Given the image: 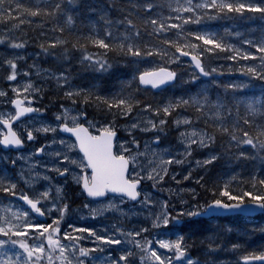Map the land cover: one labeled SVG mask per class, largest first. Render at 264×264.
Wrapping results in <instances>:
<instances>
[{
    "label": "snow or ice",
    "instance_id": "1",
    "mask_svg": "<svg viewBox=\"0 0 264 264\" xmlns=\"http://www.w3.org/2000/svg\"><path fill=\"white\" fill-rule=\"evenodd\" d=\"M117 7L123 15L114 20L110 13ZM78 14L85 19L95 17L94 20L89 19L91 30L87 35L84 32H73ZM33 17H40L41 24L55 21L52 24L53 30L67 33L66 36H57L39 44L45 55L61 61L64 66L56 71L41 69L35 63L20 67L18 62L24 57L10 50L24 49L27 41L11 35L0 36V45H6L0 47L3 53L0 55V68L4 69L3 78L11 82L7 87L12 93L10 95L6 89H0L2 103L11 106L0 111V146H3L4 151H16L20 155L19 147L35 141L37 134L53 133L52 138L45 137L44 143L35 147L34 152L55 157L41 166L55 171L61 178L67 179L70 176L75 181L81 194L86 196L87 202L83 208L88 209L87 215L95 218L103 217L106 213H118L124 217L131 215L132 208L139 204L141 209L136 215H145L147 223L142 222L127 230L122 225L114 224L112 229L105 227L102 232L93 227L68 225L72 231L62 228L61 221L71 211L63 194L64 185H53V178L47 172L38 171L35 165L40 162L30 160L33 153L29 152L22 157L28 161L27 171L22 167L16 176L26 188H31V194L19 187V180L7 168L0 174V194H4L0 199V264H217L215 254L222 250L224 236L232 232L234 226L228 223L217 228L194 229L189 233L192 236L189 240L183 232L176 230L181 225L182 217L189 218V223L195 224L199 223L197 218L212 221L221 212L233 215H244L257 209L264 212V173H261L259 179L251 175L245 181L247 187L237 185L233 189L230 181L234 177L222 185L202 184L201 187L211 193L206 202L199 201V193L189 188L187 191L192 193L196 203L188 204L187 208L172 210L168 200L157 201L150 192L145 191L143 181H152V186L156 187L169 171L168 165L190 163L193 146L205 148L207 152L202 159L197 158L194 164L190 163L184 179L192 176L191 169L203 168L207 171L206 166L218 162L224 155L230 158L229 162H243L256 155L264 158V85H261L260 95H237L234 92L231 98L217 94L213 99L205 84L197 92L174 97L155 107L142 102L135 91L139 85L157 88L175 80L177 72L159 65L161 58L170 64L181 60V57H190L182 63L194 66V74L189 75L188 79L199 83L195 70L205 77L210 76L211 72L217 71V67L212 66L210 72L205 65V58L211 60L213 56L210 54L218 57L219 53L224 52L230 53L224 57L228 60H235L238 56L245 60L258 56L259 68L254 64H245L239 70L247 69L251 76L264 81V24L260 26L259 38H244L242 41L256 49L255 52L227 42L215 31L187 27L190 24L200 25L205 18L264 21V0H119V3L117 0H35L34 4H26L23 0H0V22L6 23L5 32L18 29L26 21L33 23ZM171 29L176 30L174 35L170 33ZM225 32H228L227 28ZM231 34L241 35L239 32ZM88 44L105 51L93 53L88 50ZM72 49L80 51L81 56L77 62L83 64L85 70L90 68L103 73L112 68L107 55L109 51L133 65L151 64L152 58L156 59L157 65L144 70L137 68L131 79L122 81L120 87L108 95L95 88L85 89L72 85ZM172 49L175 51L172 52ZM30 69H35L36 74L48 72V78L55 81L56 87L63 88L64 96L71 101V106H59L61 111L55 114L54 122L36 123L37 115L45 109L33 105L32 101L38 99L33 93L42 94L41 89L34 86L31 79L24 81L22 86L17 81L21 74L30 76ZM134 83L136 90L133 89ZM211 83L216 84L218 81L212 80ZM226 87L245 89L248 85L229 83ZM77 104L95 108L97 114L102 112L103 122L90 118L86 108L73 107ZM189 107L196 113L195 117L183 115L173 120L177 125H189L187 129L179 131L184 144L180 158L165 149H150L147 142L142 151L134 136L130 143L117 136V115L127 117L139 108L144 112L155 113L156 117L146 116L143 122L133 118L130 124L125 125L126 130L130 134L136 128L141 131L157 130L151 139L159 142V133L164 131L163 126L169 114L177 108ZM202 117L207 127L192 126L194 120L198 121ZM208 127L213 130L208 131ZM57 130L71 133L74 140L66 138ZM218 136L220 150L215 147ZM53 144H58V150L49 152L46 145ZM132 145H135V149ZM238 145H249L251 151L238 148L232 152L231 149ZM149 152L151 158L142 161L140 158L148 156ZM5 163L15 166L17 161L9 155H0V165ZM40 178L49 183L36 187ZM193 179L200 183L203 177L197 175ZM180 191L185 189L181 188ZM5 200L8 203H4ZM184 203L187 202L181 199V204ZM129 204L132 208L128 207ZM36 214L39 217H50V222H40ZM150 228L161 230L156 234L155 241L150 239ZM77 233H88L89 236L84 238L100 243L84 246L80 243L82 236ZM143 233L148 235L142 236ZM161 233H168L174 238H162ZM106 245L122 246L118 249V258H112L110 251L107 257L103 255ZM156 245L168 252L161 253ZM198 246H202L203 260L190 252V249ZM228 246L237 249L240 244L230 243ZM241 259L264 264V250L244 254Z\"/></svg>",
    "mask_w": 264,
    "mask_h": 264
},
{
    "label": "rangeland",
    "instance_id": "2",
    "mask_svg": "<svg viewBox=\"0 0 264 264\" xmlns=\"http://www.w3.org/2000/svg\"><path fill=\"white\" fill-rule=\"evenodd\" d=\"M89 19H91V18L89 17ZM206 20L210 21L211 19L205 18L204 20H202V22L206 21ZM262 24H264V21H262L261 24L259 25V30H258L259 36H260V26ZM191 26L194 29H197L196 24H191ZM5 33L6 32H4V30H1L0 36H8V34H5ZM235 38L236 37H234L233 39H235ZM4 46L5 45H0V47H4ZM237 46L242 48V49H247V50H250L253 52L256 51V49L251 48L250 45L244 46L241 44V45H237ZM10 51H15V50H10ZM2 54L3 53L0 52V55H2ZM20 54L24 57V59H22L18 62L20 67H28L29 65H31L33 63L36 64V62H33V60H32L33 54H30V53H20ZM218 57H216V55L214 54L213 59L208 60L209 65L207 66V68L210 72H211L212 66L216 67V65H213V63L215 61L214 59H217ZM250 58H252V57H249L247 60H245L242 56H238L237 60H239V68H241L245 64H254L257 66V68H259V63L258 62L252 63ZM174 63H176V65H178V66L184 65V63H182L180 61L174 62ZM144 64L147 67V64L146 63H144ZM71 65H72V63H71ZM130 65H131L130 63L124 62V66H126V69ZM73 67L78 69V67H80V66L78 64L72 65L71 66V73H72V71H74ZM121 67L122 66L118 64L117 68L120 69ZM30 72L32 73L30 76L26 77V76H23L22 74L20 76H18L17 81L22 86L24 81L31 79L33 81L34 86L39 87L41 89L42 94L33 93V95L38 96V99H36L35 101H37L38 107H42L45 109L44 112H45V116L47 119H50L52 117L54 111L60 109L59 106L61 104L71 106V101L66 96H64L63 88H58L55 86V81L48 78V72L42 71L39 74H36L35 69H30ZM76 72H77V70H76ZM134 72H135V66L132 65L130 72L127 73V76L125 75L123 81L131 79L132 76L134 75ZM239 76H240V72H239V74H234V73L229 72L227 70H222V71L217 70L216 72H211L210 76L205 77L202 75L200 78H198L199 84L197 82L192 81V83H190L192 85V88H188L186 86V81L188 80V77H189L188 70L184 69L183 74L181 76V85L180 86L186 87V89H188L187 92H197V91H199V88L201 86H205V84H206L208 91H209V94H210L211 91H215V92L221 91L229 83H246L248 85V87L245 89H230V88L226 87L227 90L225 91V95H227L230 98L234 92L237 95H249V96H251L253 94L257 95V90L259 88H256L253 85L254 79L256 77L251 76V74H249L247 72V69H245L244 71H241L242 80L234 81V79L231 78V77H239ZM3 77H4V69L0 68V89H6L9 92V94L11 95L12 94L11 89L7 87V85L11 82L6 81ZM120 79H122V75L118 72V74L115 75L110 80V83L111 84H116V83L119 84ZM212 80H216V81H218V83L213 84V83H211ZM78 81L81 82L82 80L81 81L78 80ZM99 81H100V78H98L96 76V74L93 75L92 78H88L86 80V83H88L87 88H95L96 90L100 91L101 93L109 95V93L100 89V86L96 85ZM118 84L116 85V87H118ZM194 84L196 85V87H193ZM77 86L80 88H83L81 83H77ZM177 88L178 87H175L174 91ZM133 89L134 90L136 89V86L134 84H133ZM21 95H23V94H21ZM136 95H137V93H136ZM137 97L142 102H148L149 101V97L142 92H140V95L139 96L137 95ZM2 100H3V98H0V111H4V110L11 107L10 105H5L4 103H2ZM73 107L78 108V109L79 108H86L88 113H89L90 118H94L96 120L103 122V113L102 112L99 113V115H100L99 116L97 114V110L95 108L87 107V106L81 105V104L74 105ZM94 112H96V114ZM154 115H156V114H154ZM183 115H185V114H181V113L177 114V116L174 120L179 119ZM146 116H151L154 118L152 113L144 112L139 108L135 109L134 112L130 113L129 116H127V117H121V116L117 115V119L115 122L116 127H118L122 131V133L126 135L125 137H122L121 139L128 141L130 143L131 137L134 136L139 141L140 149L142 151L145 150L144 146H145V143L147 142L149 144L150 149L151 148L165 149L167 151H170L177 158H180V153L183 150L184 144H183V142L179 136V131L181 129H187L189 127V125H186L183 123L177 125V124H174L172 121V123L167 125V127L164 129L163 132L159 133L160 136H162L161 140L159 142L153 141L151 139L152 136L150 138H144L143 137L144 134H146L147 132L149 133V132L153 131V129H149L148 131H141L140 128H136V129L132 130L131 134L126 130L125 125L130 124L132 122L133 118L143 122ZM197 122L199 124L203 123L204 118L202 117ZM196 127L200 128L198 126H196ZM136 133H140V135L138 136ZM215 147L217 148V150L221 149L220 147L218 148L216 145H215ZM132 148L135 149V145H132ZM193 148H194V151H193V154L190 158L191 164H194L197 158L202 159L203 156L207 152V149H205V148H197L196 146H193ZM55 150H58V146H56V145L52 146V151H55ZM18 157L19 158L16 160L17 161V164H16L17 172H19L22 167L24 168L25 171H27L26 165L28 164V161L22 159L23 155H19ZM150 158H151V156H150V152H149L148 156L141 157L140 159L142 161L146 162ZM225 158L227 160L225 161L224 164H226V166L227 165L228 166H227V169L224 171V173H225V175H229L227 177L228 180L230 177H234V179H232L231 181L237 182L235 184V186L238 183L240 186V184H241L240 181H243V184H244L246 179L248 177H250L251 175H258V174H261V172L264 173V158H261L260 155H256L255 158L249 157V159L253 162H249L248 166H245L241 162H238L235 160H232L231 162H229L230 158L229 157H225ZM190 163H181V164L172 163V164L168 165L169 171L165 174L164 180L159 181L157 183L156 187L152 186V181H145L147 183V186L144 188V190L147 192H150L152 194V197L154 199H156L157 201L165 200V199L168 200L170 202V205L172 206L170 208V210H172V208H179V207L187 208L188 204L196 203V201H194V200H192V201L189 200V199H192V193L187 191V189H189L191 187L197 188L196 185L198 183L196 182V180L193 179V177L200 175V174H201L200 176H202L203 173H201L200 171H197L196 169H198V168H193V169H191L193 177L189 176L190 178L188 177V179H184L183 178L184 175L188 172V170L190 168ZM260 165H262L263 167H261ZM9 166H10V168L13 167L11 164H9ZM0 167L8 168L5 164L0 165ZM257 169H260L261 171L257 170ZM54 173H56V172L53 171L52 176L55 175ZM173 176H174V178H173ZM227 179H226V181H227ZM65 183L69 184L70 179H66ZM189 185H191V186H189ZM19 187H23V186L20 184ZM36 187H38V185H36ZM181 188L185 189V191L181 192L180 191ZM27 189L31 190V188H27ZM169 189H171V191H169ZM24 190H25V188H24ZM53 192H54V188H53ZM67 195L72 197V196H74V192L69 190ZM181 199H183L187 203L181 204ZM83 204L80 207H75V208L71 209V211L67 213L68 215L66 216L65 220H63V228H67L69 231H72L71 228H68V225H72L74 227H93L98 232H102L105 227L112 229V226L114 224L122 225L127 230V229H131L134 226L141 224L142 222L147 223V218L145 217V215H143L142 213L140 215H136L137 211H140V209H141V206L139 204H137L135 208H132V205H130V204L128 205L129 208H132V214L128 215V216L121 217L120 214H118V213H106L105 216H103V217H95V218L86 214L88 212V209L83 208ZM188 220H189V218L182 217L181 225L186 226V224L188 223ZM172 223H175V222H172ZM180 226L176 229L177 231H179L181 229ZM217 226H218V221H208V224L200 223V224H196L194 226H190L186 233H187L189 239L191 240V238H190L191 235H189V233L192 230H194V229H201L202 230L204 228H217ZM233 226H234L233 231L230 232L229 234H227L229 237L228 242H227V246L230 243H237V242L239 244L251 245L252 242L247 240V239L241 238L240 234L242 232L243 233L247 232V230L249 228H254L258 232H264V230H262V229H264V219H261L259 221H254V222L252 221V222L242 223L241 227L239 229H237L235 224H233ZM171 227H172V225L170 224L169 228H171ZM150 232H151L150 239L155 241V239L157 238L156 234L158 232H161V230L156 229V228H150ZM77 234L82 236L80 243L84 246H91L94 243H100V242L94 241V239L84 238V237L89 236L88 233H77ZM143 235H148V233H143L142 236ZM197 235H199V233H197ZM161 236H162V238H174V237L170 236V234H168V233H161ZM261 237H262V235L258 236L256 238V240L258 241V239ZM120 247H122V246L106 245L105 246V252L103 253V255H105V257H107V253L110 251L112 253V258H114V259L118 258V256H119L118 249ZM156 247H157L158 251H160L161 253L166 254L168 252V250H166V249H160L158 245H156ZM191 250L194 251V252H191V254L193 256H200V258L204 259L203 255H202L201 246L193 247L192 249H190V251ZM96 254H99V253H96Z\"/></svg>",
    "mask_w": 264,
    "mask_h": 264
},
{
    "label": "trees",
    "instance_id": "3",
    "mask_svg": "<svg viewBox=\"0 0 264 264\" xmlns=\"http://www.w3.org/2000/svg\"><path fill=\"white\" fill-rule=\"evenodd\" d=\"M34 3H35V0H32L29 4H34ZM117 3H119V0H117ZM110 15L115 20L119 18L121 15H123V13L117 7L111 10ZM90 18L93 20L95 19L94 16ZM31 19L34 21L33 23H28L26 21L23 25H20L18 29H12L10 33L8 32V34H11L14 38L27 41L25 48H28V49L25 50L24 48V52L30 49L39 51L40 57L37 59V61L41 63L44 67L53 69V70H57L58 68H61L63 66L62 62L57 59H54L53 57L49 55H45L40 49L39 44L48 39H55L57 36H61V35L66 36L67 33L66 32L59 33V32L54 31L52 28V24L55 23V21H45L43 24H41L39 22L41 19L40 17H33ZM0 23L6 26L5 22H0ZM61 23H63V21H61ZM101 25H102V22H101ZM89 30H91L89 19H85L82 15L78 14L76 16V24L73 29V32H84V34L87 35V32ZM100 30H101V35H102V27L100 28ZM170 33L172 35L175 34L173 29L170 30ZM87 48L89 51L97 52L98 54L103 53L105 51L104 49L98 48V46H93L91 44H88ZM18 50H23V49H18ZM174 51L175 49H172V52ZM71 53H72V60H71L72 65L78 64L80 66L78 67V69L73 67L74 71H72L71 73L73 76L72 80L73 82L81 83L85 89H86V86L88 85V83H86V80L88 78H92V76L96 74V76L100 78V81L98 82L100 89L106 91L110 95V92L119 88L121 82L124 80L125 75L127 76V73L130 72L129 68L126 69V66L122 65L124 64L125 58L117 56L115 53L111 51H109L107 55H108L109 61L112 63V68L108 69V71L103 72V73L94 71L90 68L85 70V66L77 62L81 56V53L78 49H72ZM152 62H153L152 64L154 63L157 64V61L155 58H152ZM164 62H165V59L163 58L159 59L158 61L159 64L164 63ZM118 64L122 66L120 69L117 68ZM118 72L122 75V79H120L119 84L118 83L111 84L110 80L115 75H117ZM78 80L80 81L82 80V81L79 82ZM117 84H118V87H116ZM136 93L138 96L140 95L139 90H136L135 94ZM94 113L96 114V112ZM210 130H213V129H210ZM216 146L218 148L219 147L221 148V145L218 143L216 144ZM225 157H228V156L224 155L218 162H213L211 166H207V171H204L202 175L203 179L200 181V183L196 185L197 189H199L200 191L199 197L202 198V202H206L207 199L211 196V193H208L206 191V188L201 187L202 184L209 185V186H212L214 184L222 185L226 181L227 177L229 176V175H225L224 173V171L227 169L226 164H224L225 161L227 160ZM230 183L233 185L232 186L233 189H235L237 185H239L238 183L235 186V184L237 183L235 181H230ZM240 183H241L240 186H243V187L248 186L247 184H243V181H240ZM235 226L237 227V229H239L241 227V223L236 222ZM258 241H264V235H262V237L259 238Z\"/></svg>",
    "mask_w": 264,
    "mask_h": 264
},
{
    "label": "flooded vegetation",
    "instance_id": "4",
    "mask_svg": "<svg viewBox=\"0 0 264 264\" xmlns=\"http://www.w3.org/2000/svg\"><path fill=\"white\" fill-rule=\"evenodd\" d=\"M45 137H46V135H44V134L37 135V138H36L35 141L28 142V146H29L30 150H32V151L34 152V148H35V147H38L40 144H43V143H44V138H45ZM46 147H47V145H46ZM34 153H35V152H34ZM41 155H42V157L45 159L47 154H43V153H41ZM54 174H56V173H54ZM54 176H55V175H54ZM67 179H69V178H67ZM65 180H66V179H65ZM20 188H23V187H20ZM67 193H68V191H67ZM0 199H1V197H0Z\"/></svg>",
    "mask_w": 264,
    "mask_h": 264
},
{
    "label": "water",
    "instance_id": "5",
    "mask_svg": "<svg viewBox=\"0 0 264 264\" xmlns=\"http://www.w3.org/2000/svg\"><path fill=\"white\" fill-rule=\"evenodd\" d=\"M186 59H190V57H185ZM172 81H168V82H166L165 84H162V85H160V86H158L157 88H152V86L151 85H142V86H147V87H150V88H152L153 90H155V91H158V90H160V89H162V88H164L166 85H168L169 83H171ZM20 148V147H19ZM258 210H256L255 212H257ZM254 212V213H255Z\"/></svg>",
    "mask_w": 264,
    "mask_h": 264
},
{
    "label": "bare ground",
    "instance_id": "6",
    "mask_svg": "<svg viewBox=\"0 0 264 264\" xmlns=\"http://www.w3.org/2000/svg\"><path fill=\"white\" fill-rule=\"evenodd\" d=\"M1 31V30H0ZM122 65H124V64H122ZM129 67V66H128ZM163 140V139H162ZM165 140V139H164ZM171 143V142H170ZM169 144V143H168ZM167 145V144H166ZM170 145V144H169ZM228 166V165H227ZM257 171V170H256ZM196 172V171H195ZM185 174V173H184ZM193 177V176H192ZM190 178V177H189ZM186 181V180H185ZM185 185V184H184ZM189 186H191V185H189ZM188 186V187H189ZM192 188V187H191ZM259 227V226H258ZM239 232V231H238ZM240 233V232H239ZM243 233V232H242ZM253 244V243H252Z\"/></svg>",
    "mask_w": 264,
    "mask_h": 264
}]
</instances>
